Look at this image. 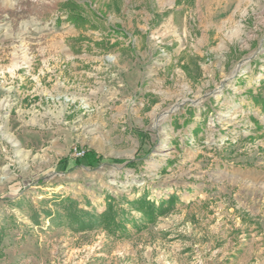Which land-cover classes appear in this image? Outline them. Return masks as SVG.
Returning <instances> with one entry per match:
<instances>
[{
  "label": "rangeland",
  "instance_id": "374dc122",
  "mask_svg": "<svg viewBox=\"0 0 264 264\" xmlns=\"http://www.w3.org/2000/svg\"><path fill=\"white\" fill-rule=\"evenodd\" d=\"M253 97L264 0H0V264H237L234 205L264 202ZM107 194L173 204L117 237ZM59 195L93 226L45 217ZM262 237L244 264H264Z\"/></svg>",
  "mask_w": 264,
  "mask_h": 264
},
{
  "label": "trees",
  "instance_id": "16d2710c",
  "mask_svg": "<svg viewBox=\"0 0 264 264\" xmlns=\"http://www.w3.org/2000/svg\"><path fill=\"white\" fill-rule=\"evenodd\" d=\"M255 102L264 101L263 98L253 97ZM83 158L87 160L89 164L97 162V157L93 156L90 151H85ZM170 198V197H169ZM129 208H125L119 199H115L111 194L105 196V209L98 215L95 212L84 209L79 204V201L70 195H59L55 197L54 204L57 209L63 214V218H57L51 213L49 209L44 211L45 217L51 218V222L61 224L62 222H68L72 228L77 231L86 230L93 226L91 221L99 220V224L106 229L109 233L114 234L117 237H124L130 233V229L127 227V223H130L134 228L139 229L138 219L131 214L133 210L138 211L141 216V226H145L147 222H154L158 216L166 214L172 207L173 201L166 199L162 203L155 204L153 200L147 199L146 197H138L136 199H128L127 197L121 196ZM58 219L57 222L55 219ZM139 226V227H138ZM3 238V229L0 227V242Z\"/></svg>",
  "mask_w": 264,
  "mask_h": 264
},
{
  "label": "crops",
  "instance_id": "0c3cea01",
  "mask_svg": "<svg viewBox=\"0 0 264 264\" xmlns=\"http://www.w3.org/2000/svg\"><path fill=\"white\" fill-rule=\"evenodd\" d=\"M22 124V123H21ZM29 136L31 135H22L23 143L29 139ZM48 142V146L50 148L51 146L55 145V140L60 138V135H42ZM245 181H249L248 179H245ZM245 203V202H244ZM242 201H238L237 204L234 206L239 209L240 211H244L243 214H239L241 216H245V218L248 219L249 222H244L243 219H239L235 216L233 228L230 226L229 229H225V233L228 234L231 232V230L235 229L236 233L234 235H237L239 237L238 241H241L242 243H239V252L236 254L235 262L237 264H244L246 262V254L250 253L252 251H259L262 250V247L259 245L262 244L260 242L263 240L264 235V202L261 201H251V203L246 202L244 204ZM231 209V208H230ZM226 215H229V213H226ZM247 234L246 238H242L241 236ZM233 238H235L233 236ZM229 242V240L227 241ZM260 243V244H259ZM234 245H236V242H233ZM264 249V248H263ZM227 252V251H226Z\"/></svg>",
  "mask_w": 264,
  "mask_h": 264
},
{
  "label": "built area",
  "instance_id": "2783aa9c",
  "mask_svg": "<svg viewBox=\"0 0 264 264\" xmlns=\"http://www.w3.org/2000/svg\"><path fill=\"white\" fill-rule=\"evenodd\" d=\"M75 155L76 156H83L84 155V151L83 150H81V149H75Z\"/></svg>",
  "mask_w": 264,
  "mask_h": 264
}]
</instances>
